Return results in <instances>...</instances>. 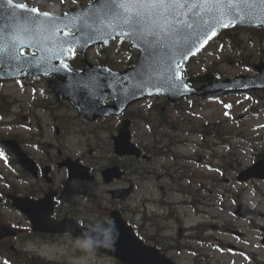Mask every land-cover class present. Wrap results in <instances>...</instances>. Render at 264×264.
I'll use <instances>...</instances> for the list:
<instances>
[{
	"label": "rangeland",
	"instance_id": "obj_1",
	"mask_svg": "<svg viewBox=\"0 0 264 264\" xmlns=\"http://www.w3.org/2000/svg\"><path fill=\"white\" fill-rule=\"evenodd\" d=\"M39 3L43 10L54 11L53 9H58L59 12L62 13L69 7H81L90 2V0H34ZM248 33H241V36L244 39H247ZM120 41L116 40L113 43V46L109 49V58H112L115 62L113 64L114 68L123 69L127 65L130 60H134L136 54L132 52V54H128L127 52H121L120 49H117ZM127 45V44H126ZM225 50L219 49V43L214 42L211 43L202 54L198 56L197 59H193L190 63V72L193 74H201L205 72L203 65L207 59L217 60L219 63L220 69H222L221 77H233L239 74H254V69H246L240 62L237 60V55L232 52H227L226 47ZM100 48H92L88 52V57L92 61H97V58L105 59L106 54L99 53ZM245 52L254 51V46L246 43L244 46ZM255 53V63L264 58L258 57V52ZM80 58V56H78ZM226 58L224 61L221 59ZM222 62V63H221ZM80 67V66H79ZM29 87L21 88L17 83L9 82L5 85V89L10 91L11 96L16 98L19 103L15 104L12 108V115L5 119L7 122H11L14 119L23 121L27 123L31 129L9 126L2 128L0 132L3 134H20L26 140H31L32 135L36 134V141L41 148L46 151L49 145L54 146L56 150L53 151L56 154L59 148L66 155H69L72 158H78L82 162L86 163L90 167H92L93 173L98 174L99 171L107 165L112 158H114L112 154V143H111V135H113L115 131L116 125L119 123L116 119H107V120H97L94 122H86L82 120L78 114L77 110L73 108L69 102L60 101L56 102L50 95L46 94L42 96L38 93V90L46 87L45 79H40L33 83L32 87L36 89V93H33L32 89ZM230 98H232L233 103L230 104V107H225L226 104L230 103ZM35 99H44L48 101H53V104L50 106L51 110H53V114L58 117L56 120H53L50 117L48 110H36L32 109V105ZM193 100V105L189 106V101L180 100L177 103L171 104L163 97H155L149 100H143L141 102L136 103L130 110L132 111H150L151 107H164L161 111L165 116L169 117L168 123L165 126L159 128L158 130H153L150 125H146L141 119L136 118L132 121V136L133 140L136 143L152 145L156 142L160 143L159 146H163L168 143L174 144L171 145V152L176 153L177 155L187 157L189 159L186 160H178V165H184L188 167V171L186 172L188 175H212V172L209 170L206 171L205 165L206 163H215L216 160L213 159V156H224V154H230L235 157L232 162L231 156H226L225 160H229L232 162V167L238 169L239 171L245 167L250 166L253 163L254 156L258 153L260 157L264 158V110L257 106L254 108L255 110L250 113L247 111V108L252 106L250 100L244 98L243 95H232L227 96H217L216 100H220L222 102H214L212 100L207 99H199L191 97ZM195 99V100H194ZM179 106L182 110H186L187 107H191L189 109L190 113H185L181 116L183 120L180 124L178 118L176 119V114L171 113L170 110ZM159 108V109H160ZM232 113H230V112ZM227 113V114H226ZM149 119L152 121V117L160 116L156 111L152 114H149ZM230 116V117H229ZM82 122H81V121ZM173 121V122H172ZM201 123H205V127L201 126ZM177 124V125H176ZM59 126V132L56 133V126ZM152 125H156L154 122ZM180 125V126H178ZM215 125H218V133L220 137L224 134H227L229 131H234V133L238 134V140L234 143H239L238 146L233 147L231 144L226 147L221 144L220 140L211 136L212 130L215 129ZM178 126L179 128H176ZM193 127V128H192ZM199 130L197 134H190L187 132L188 129ZM180 129V130H179ZM216 130V129H215ZM39 132V133H38ZM153 138V139H152ZM215 139V141H214ZM154 143H152L153 141ZM212 142V146L210 143ZM220 144L221 146H214L215 144ZM210 146L209 149H206L207 146ZM208 146V147H209ZM229 148V149H227ZM210 150V151H208ZM164 151H167L166 149ZM1 154V153H0ZM37 154L40 156L42 153ZM45 156V154H43ZM262 155V156H261ZM116 160V159H114ZM112 160V161H114ZM124 164L127 168L133 169L134 166H137L136 163L131 158H124ZM220 162V161H219ZM218 162V163H219ZM176 166V162H174L170 158V154L168 158H160L153 160L148 167L152 169L155 174H169L176 175L177 168H168L164 169L162 167H170ZM0 169H6L4 166L1 155H0ZM148 169V168H147ZM57 175H63L61 170L56 169ZM231 175V174H230ZM127 180L133 181L134 183V192L126 201V206L128 208V213L126 218L131 224L140 223L142 219V198L144 194L141 192L143 189H139V181L137 174H132L130 172L129 175L126 176ZM155 178V177H154ZM100 179H98L96 183L90 184H82L81 188L87 194V198L84 196H77L76 201L78 204L83 205L85 208L90 209L93 212L100 211L101 208L107 206V193L105 192V187L101 185ZM163 182V181H162ZM198 183L193 184V188L199 189V183L202 180H198ZM207 184L208 182L205 181ZM158 185V182L154 183ZM241 183L239 186L240 191H242V195L245 197L252 196L255 200H258L256 196H253L252 190L257 187L262 193H264V181H250ZM85 186V187H83ZM154 190L155 187L150 186ZM238 185H234V189H237ZM149 197H158L159 191L156 190L155 193H149ZM199 195L207 197L203 203L199 205L200 209H205L208 212H211L214 216L219 217L218 225L221 223H231V225L237 224L238 221L233 220L231 217L230 207L232 206L230 202H226L227 209L220 210L218 208L217 202H219V198H216L217 194L214 196L206 195L203 190L199 192ZM168 199L170 201H188L191 199V196L180 195L178 193H168ZM264 201V200H263ZM147 206L150 211L157 212H168L166 209L159 210V206L156 202H147ZM172 212L174 216H182L186 214L184 221L185 225H191L197 223L202 215L201 213L197 214V210H193L192 208H183V206H178L173 208ZM9 215H12L9 213ZM132 220H134L132 222ZM97 216L96 214H92L90 216V222H96ZM207 226H209V221L204 219ZM215 221V220H214ZM151 222L146 224V233L143 234L150 236V234L155 231L154 226ZM175 226V225H173ZM153 227V228H152ZM176 227V226H175ZM175 239H180L179 235L173 232ZM210 238L213 240L221 239L224 241L232 239V236L229 234H221L218 231H209ZM200 236V229H196L188 234L185 238H197ZM251 238L250 244H243L248 251L252 249L258 250L259 258L262 264H264V246L260 247L259 238ZM184 241V240H181ZM235 242L234 239H232ZM11 242L9 241L8 247L11 246ZM151 241L149 240V243ZM174 241H162L160 244L161 248L166 250V253L171 259H173L177 264H209L206 260H202L201 258H197L196 255L199 253H204L210 255V262L213 264H242L243 258H240L238 255L225 251L218 252L214 248L208 247L209 245L202 244L196 241H188V244L191 246V250H180L179 249H169L166 245L169 243H173ZM186 242V239L185 241ZM187 243V242H186ZM215 243V241H214ZM16 246L20 249V252L27 251L29 253H34L35 255H39V259L44 264H120L118 261L114 260L110 257H97L94 254L88 255H80L76 256L73 254L77 249L81 248V246L77 242H69V241H47V242H39V241H17ZM216 244V243H215ZM205 245V246H204ZM214 249V250H213ZM17 253V252H15ZM0 264H3L0 261Z\"/></svg>",
	"mask_w": 264,
	"mask_h": 264
},
{
	"label": "snow or ice",
	"instance_id": "obj_2",
	"mask_svg": "<svg viewBox=\"0 0 264 264\" xmlns=\"http://www.w3.org/2000/svg\"><path fill=\"white\" fill-rule=\"evenodd\" d=\"M6 2L0 0V79L9 73L11 78L56 75L61 89L89 112L102 110L109 99L123 103L148 88L187 91L181 61L201 39L223 28L252 25L249 12L256 7L261 12L257 26L264 27V0H90L84 8L55 16V36L42 46L40 33L30 26L42 12L39 6L25 0L14 16L15 0L11 6ZM17 19L26 22L31 40L13 34L10 25ZM117 37L140 50L129 73L106 68L77 73L65 62L66 53L98 42L107 45Z\"/></svg>",
	"mask_w": 264,
	"mask_h": 264
},
{
	"label": "water",
	"instance_id": "obj_3",
	"mask_svg": "<svg viewBox=\"0 0 264 264\" xmlns=\"http://www.w3.org/2000/svg\"><path fill=\"white\" fill-rule=\"evenodd\" d=\"M6 6H11L10 4L6 3ZM81 9V8H80ZM19 9L14 8L13 10V15L15 16L17 14V11ZM69 10H73L69 9ZM68 10V11H69ZM78 10V9H75ZM66 11L65 13H67ZM58 15H50L48 14L45 16L42 20H32L31 22L34 23V25L31 26V28L40 33L41 35V43L42 46L47 43V41L51 40L54 38L55 33H56V24L54 22V17ZM249 16L253 17V23L254 24H259V20L256 19V17L261 16V12L259 7L254 8L252 11L249 12ZM41 17V16H39ZM247 25V24H243ZM12 28L13 34L19 38L24 40V37L26 36L27 32V24L23 19H17L14 23L10 25ZM30 37V36H27ZM213 36L211 33L208 34V37H204L201 39L200 43L196 45V47L193 48L192 53L189 54L188 59L186 61H181L183 65V71L186 74V63L189 60L191 56L196 54L198 51L201 50V48L212 38ZM207 40L205 43L204 41ZM104 44V43H103ZM93 44H89L87 47H85L83 50L78 51V52H83L85 51ZM109 43L106 45L108 46ZM131 47L133 45L131 44ZM137 48V47H133ZM138 49V48H137ZM199 49V50H197ZM140 51V50H139ZM140 56V54H139ZM69 57V53H66V58L65 60ZM85 65L86 68L84 71H94L95 69L99 68H106L110 69L108 67H100V66H94L90 65L89 63L87 64L86 61ZM137 62V60H136ZM136 62L134 64H136ZM113 73L116 74H125L131 72L132 68H128L125 71H116L110 69ZM257 70L259 71V74L255 77L252 78H243L240 77L239 79L240 84L247 85V86H254V87H262L264 88V64H260L257 66ZM73 71V70H71ZM75 72V71H74ZM38 75V74H37ZM36 75H33L34 77ZM20 77V76H17ZM6 78H11V73H9V76ZM3 78V79H6ZM0 79V80H3ZM188 80H194V79H189L187 75L184 78L185 83ZM60 78L57 76V79L50 85V88L56 92L58 98L64 97L72 101L74 105H76L79 109L80 107L77 104V99L73 98L69 95H67L59 86ZM212 83V82H211ZM191 92V91H190ZM152 94H161V95H166L170 100L175 101L178 100L181 96L183 95H188V91H184L183 89L180 92H174L172 90H169L167 88H159V89H152L148 88L145 90L144 94L142 95H137L136 97H130L127 101L123 103H116L112 106H107L105 104L102 105V110H96L89 112L87 110L81 111L80 112L83 116H86L90 120H94L100 116H110L113 114H119L123 109L127 107V105L131 104L132 102L139 100L147 95H152ZM115 141V151L120 154H134L138 156L140 154V151L130 142V132H129V123L128 121H125L123 123V126L119 129V136L114 138ZM18 153V157L20 162L24 165L27 166L28 161L21 155H23L20 152ZM260 163H264L261 161ZM264 168V165H263ZM71 170L76 172L74 175H79L83 176V173H86V169L79 168L74 169L71 167ZM106 173L108 174H115V169H110ZM242 173H248V171H244ZM105 175V174H104ZM256 176H260L259 173L255 174ZM106 176V175H105ZM248 175L241 174L240 179H246L248 178ZM127 192H125L126 194ZM115 228L118 232V235L114 233L115 236V243L112 248H98L101 252H105L111 256H114L118 258L123 264H175L173 261H171L169 258H167L164 254H162L157 247L149 246L144 244L141 240L138 239V237L133 233L132 227L128 226L125 221H123L120 216L115 217ZM34 224H39L40 219L33 220ZM54 224V225H52ZM44 229L46 231L54 232V233H62L66 230L70 231L72 234L79 236V237H84L85 234L88 236H91L93 239L99 240L100 239V229L97 228L95 231L89 230V228H84V227H75V229H71L68 226H65L63 223L56 224L53 222H48L44 221L43 223ZM104 227H107L105 224Z\"/></svg>",
	"mask_w": 264,
	"mask_h": 264
},
{
	"label": "flooded vegetation",
	"instance_id": "obj_4",
	"mask_svg": "<svg viewBox=\"0 0 264 264\" xmlns=\"http://www.w3.org/2000/svg\"><path fill=\"white\" fill-rule=\"evenodd\" d=\"M17 2L20 3H25L23 0H16ZM7 82H2L0 84L4 85ZM47 155H50L49 152H47ZM67 155H65L64 153H62V150L59 149L56 152V155H52V156H45L43 161H41L40 159H36V162L39 166V168H41L42 166L46 165V164H52L54 161L57 163L58 161H60L61 159H63L64 157H66ZM151 156L148 159H144L142 161H150L151 160ZM121 168H123L120 165ZM125 169V168H123ZM126 170V169H125ZM41 173V172H40ZM38 172V175L36 176H31V175H26V180H23L21 178L19 179H15V178H11L12 180V191L15 195H21V196H28L30 198H37V197H41L42 195L45 194L46 191L52 189V186L56 187V182H58V180L62 181L63 183H69V184H73V185H78V184H82L84 183L86 180H70L66 177H64V179H58L57 175L54 174V172H51V176L53 181L51 183H48L45 180V177L40 174ZM15 174V173H14ZM58 180H57V179ZM160 178V177H158ZM97 177L95 176L93 182H97L96 181ZM222 179V178H221ZM142 183H141V188L142 189H150V183L149 181H145V179H142ZM130 181H128L127 179L122 178L121 180H114L111 184L107 185L109 187H107L105 189L106 193L109 194V189L110 188H121V187H125L126 185L129 184ZM102 184V182H100ZM146 183V184H145ZM214 183V181H213ZM217 186L219 187V181H216ZM159 189L161 190H166V186L164 185H159ZM73 190V189H72ZM58 193H56L55 199H56V205H55V210H54V214L53 217L60 219L63 217H72V218H76L79 220L80 223L82 224H88V219L85 217V213L81 210H79V207L74 205L71 206L69 203L65 204L62 202H59V199L62 197L63 193H60L57 190ZM111 197V196H110ZM3 205H11L8 202H3L1 203ZM0 204V205H1ZM164 205H167L168 207H170V203H165ZM13 209V208H12ZM75 209V211L73 210ZM114 209H118L121 213V215L123 217H125L127 215V208L124 206L123 201H120L118 199H111L108 202V206L102 208L101 213L97 214L99 216H101L100 220L101 222L105 221V220H110V213L112 212V210ZM17 215H19L21 217V219L15 221V220H5L0 218V250L3 249L5 246L6 248H8L9 245V241H22L25 239H45L47 237H53L56 238L57 236L55 235H49V234H45V233H41V232H36L33 231L31 229L30 223L28 221V219L20 212H18L16 209H13ZM156 218H158L159 216H155ZM163 219L168 218L170 219L171 216L170 215H163L162 216ZM264 222V218H261ZM178 220V218H177ZM24 223V224H22ZM255 224L248 222L246 228L251 230L252 232H255L254 230H252L253 228H255V226H257V228H259V224H257L256 222H254ZM211 228H215L216 230L222 229V231H225L226 233L230 234V231L234 230L235 228H233L232 226L229 225H225V223H223V225H218V224H210L209 225ZM209 226H207V223H204L201 225V233L204 234L205 236H208V230H209ZM243 228V225L239 224V229ZM167 230H170L168 227L166 228ZM161 228L157 229L156 231H160ZM185 231H187V228H183L181 226H178L177 232L179 235H185L186 233H184ZM156 234V232H155ZM162 235V233H161ZM164 240H166V238H163ZM230 246V245H229ZM10 247H13V245L11 244ZM171 247V245H170ZM14 248V247H13Z\"/></svg>",
	"mask_w": 264,
	"mask_h": 264
},
{
	"label": "clouds",
	"instance_id": "obj_5",
	"mask_svg": "<svg viewBox=\"0 0 264 264\" xmlns=\"http://www.w3.org/2000/svg\"><path fill=\"white\" fill-rule=\"evenodd\" d=\"M107 227H104V225ZM97 228L100 229V239H93L87 234L83 238H78L77 243L87 251H93L96 248H112L115 243V236L118 235V232L115 228V221H97L94 225L89 226V230L95 231Z\"/></svg>",
	"mask_w": 264,
	"mask_h": 264
}]
</instances>
